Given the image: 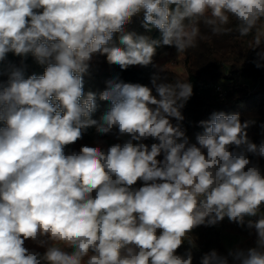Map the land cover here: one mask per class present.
<instances>
[{
    "label": "clouds",
    "instance_id": "clouds-1",
    "mask_svg": "<svg viewBox=\"0 0 264 264\" xmlns=\"http://www.w3.org/2000/svg\"><path fill=\"white\" fill-rule=\"evenodd\" d=\"M140 13L159 39L125 31ZM201 24L213 35L255 33L253 63L264 68V0H0V62L31 54L45 66L26 77L10 64L0 82V264H193V229L257 215L247 222L254 246L213 249L200 264H264V172L249 158H264V141L249 139L254 121L214 111L189 144V81L109 79L99 119L97 93L84 91L94 55L121 70L155 67L160 47H196ZM89 128L128 139L66 152Z\"/></svg>",
    "mask_w": 264,
    "mask_h": 264
},
{
    "label": "trees",
    "instance_id": "trees-1",
    "mask_svg": "<svg viewBox=\"0 0 264 264\" xmlns=\"http://www.w3.org/2000/svg\"><path fill=\"white\" fill-rule=\"evenodd\" d=\"M142 21L143 13L137 14L130 23L124 26L125 31L159 39V30L153 28L151 32H146L142 27ZM234 25L235 21L230 20L228 26L234 27ZM254 34L241 37L234 30L228 34L213 35L207 27L201 24L196 47L182 51L187 55L188 77L186 78L171 71L156 70L153 65L129 66L126 70H121L118 65L107 63L106 56L99 55V63L90 64L88 73L83 77L85 93L88 91L97 93V111L93 114V118L99 119L110 107L109 102L99 100V93L106 88V81L118 76L124 82L140 83L151 87L150 78L154 73H158L166 82L189 81L193 86V95L181 110L184 116L182 126L186 130L189 144H196L197 135L203 132L199 121L208 119L214 111H222L226 114L239 113L241 122L254 121L247 129V134L252 142L259 144L264 141V68H257L253 63L256 53L250 47ZM118 35H114V40L118 38ZM171 47L175 46L158 48L154 60ZM10 64L23 67L26 77L32 74L41 76L45 70V66L38 64L31 54L27 57H19L8 53L7 58L0 62V82L7 81ZM202 78L213 85H222L226 89L224 99L220 98L214 87L205 86L204 91L199 92V81ZM172 122L176 123L174 119ZM110 136L114 135H99L94 128H89L82 139L99 141ZM153 142L155 141L151 138L144 141L149 145ZM66 148H72V145H68ZM249 158L253 163H257L261 171L264 172V158L251 155ZM139 183L140 181L133 187L139 188L142 185ZM263 211L264 206L261 208V214H264ZM257 219H259V215L245 216V223L241 226L225 217L214 226H197L185 238L186 241L191 239L196 244V247L192 249L193 264H200L201 256L213 249L219 254L227 256L229 249L223 241V231H229L242 237L241 249L254 246L255 230L249 229L247 222ZM187 248L188 244L185 242L177 250V253L182 255ZM229 264H232L231 257H229Z\"/></svg>",
    "mask_w": 264,
    "mask_h": 264
},
{
    "label": "rangeland",
    "instance_id": "rangeland-1",
    "mask_svg": "<svg viewBox=\"0 0 264 264\" xmlns=\"http://www.w3.org/2000/svg\"><path fill=\"white\" fill-rule=\"evenodd\" d=\"M99 61H100L99 54H96L93 56L90 64L94 65V64L99 63ZM154 64L156 65L154 67L156 70L171 71L181 77H184V78L188 77L187 55L184 54L183 52L179 53L175 47H171L165 50L164 52H162L160 55H158V57L154 60ZM126 139H128L127 136L120 137L119 139H117L115 135L107 137L99 141H95L94 139H81L77 141L76 143L72 144V148H66L65 151L66 152H71V151L78 152L82 146H100L101 148L106 149L112 144L123 143L124 140ZM158 159H163V155L161 154V156L158 157ZM139 184L141 185L143 184V182L140 181ZM222 238H223V241L226 247L229 250L240 248L242 240H243L242 237L237 236L229 231H223ZM25 246L29 249L40 251L41 253L44 251L43 248L38 247L31 240L25 241ZM86 260H87V257L85 258V264H86Z\"/></svg>",
    "mask_w": 264,
    "mask_h": 264
},
{
    "label": "built area",
    "instance_id": "built-area-1",
    "mask_svg": "<svg viewBox=\"0 0 264 264\" xmlns=\"http://www.w3.org/2000/svg\"><path fill=\"white\" fill-rule=\"evenodd\" d=\"M205 86H210V87H214L215 90L218 92L219 96L221 99H224L225 94H226V89L220 85V84H212L210 82H207L204 78L200 79L199 81V92H203Z\"/></svg>",
    "mask_w": 264,
    "mask_h": 264
}]
</instances>
